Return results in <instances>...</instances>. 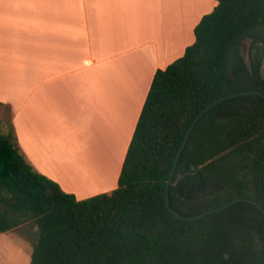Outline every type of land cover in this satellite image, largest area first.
<instances>
[{
  "label": "trees",
  "instance_id": "trees-1",
  "mask_svg": "<svg viewBox=\"0 0 264 264\" xmlns=\"http://www.w3.org/2000/svg\"><path fill=\"white\" fill-rule=\"evenodd\" d=\"M215 1L183 55L155 71L110 193L78 199L38 172L7 105L0 233L33 223L28 264H264V214L255 204L237 200L195 220L167 207L175 155L198 112L232 92L264 94V0ZM238 197L264 209V96L256 93L224 99L198 119L168 185L170 206L184 216Z\"/></svg>",
  "mask_w": 264,
  "mask_h": 264
},
{
  "label": "crops",
  "instance_id": "crops-1",
  "mask_svg": "<svg viewBox=\"0 0 264 264\" xmlns=\"http://www.w3.org/2000/svg\"><path fill=\"white\" fill-rule=\"evenodd\" d=\"M215 5L0 0V102L11 109L26 160L78 199L110 193L155 71L183 55ZM70 160L89 190L69 186L58 172V162ZM15 228L0 233V264H17L6 246Z\"/></svg>",
  "mask_w": 264,
  "mask_h": 264
},
{
  "label": "rangeland",
  "instance_id": "rangeland-1",
  "mask_svg": "<svg viewBox=\"0 0 264 264\" xmlns=\"http://www.w3.org/2000/svg\"><path fill=\"white\" fill-rule=\"evenodd\" d=\"M240 43V50L243 52V46L245 49V52H248V47L250 45V38L245 36L239 39ZM9 116L8 107L7 105L0 106V118L3 120H6L7 122ZM87 132V131H86ZM82 132V133H86ZM20 148V147H19ZM22 152V151H21ZM73 159V156H70ZM58 172L62 175V177L67 181L69 186H76L79 188H83L84 190L87 189V180L86 176L82 172L81 168L73 161L70 160L69 162H64L61 164V162H58ZM104 168H101V173H103ZM106 171V170H105ZM53 180V179H52ZM58 183V182H57ZM85 185V186H81ZM61 187V186H60ZM103 187V184H100L97 186V188ZM94 188V189H97ZM14 233L8 234L6 246L8 248V253L11 258L15 260L17 259V264H21L20 261L22 260V264H28L30 259V253L32 250V242L36 238V232L35 227L31 221L25 222L23 224H20L15 230H13ZM8 257L6 258L3 263H7ZM15 262V261H14Z\"/></svg>",
  "mask_w": 264,
  "mask_h": 264
},
{
  "label": "water",
  "instance_id": "water-1",
  "mask_svg": "<svg viewBox=\"0 0 264 264\" xmlns=\"http://www.w3.org/2000/svg\"><path fill=\"white\" fill-rule=\"evenodd\" d=\"M242 48H243V52H242V54H243V56L247 59V56H248V55H247V53L245 52L244 46H243ZM251 93H256V94H260V95L264 96V94H263L261 91H258V90H242V91L232 92V93L226 94V95H224V96H220V97L214 99L213 101H211L210 103H208L203 109H201V110L198 112V114H197V115L194 117V119L192 120L190 126L188 127V129H187V131H186V133H185V135H184V137H183V139H182V142H181V144H180V146H179V148H178V151H177V153H176V155H175V159H174V162H173V165H172V168H171V172H170V175H169V179H168V181H167V187H166L167 207H168V209H169L171 212H173L175 215L181 217V218L184 219V220H195V219H198V218H200L201 216H203V215H205V214H207V213H209V212L217 211V210H219V209H221V208H224V207L228 206L229 204H231V203H233V202H235V201H237V200H246V201H249V202L255 204V205H256V206H257V207L263 212V214H264V209L262 208V206H261L259 203H257L256 201H254L253 199L246 198V197H238V198H235V199L229 201L228 203H225L224 205H222V206H220V207H216V208H213V209H210V210H207V211H205V212L198 213V214H195V215L184 216V215L180 214L179 212H177L176 210H174V209L170 206V204H169V199H168V185H169L170 182H171V178H172L173 173H174V171H175V168H176V165H177V162H178L179 156H180V154H181V151H182V149L184 148V146H185V144H186V142H187V140H188V137H189L191 131L193 130V128H194L196 122L198 121V119H199V118H200V117H201V116H202V115H203L208 109H210L213 105H215L216 103H218V102H220V101H222V100H224V99H227V98H230V97H233V96L244 95V94H251Z\"/></svg>",
  "mask_w": 264,
  "mask_h": 264
}]
</instances>
